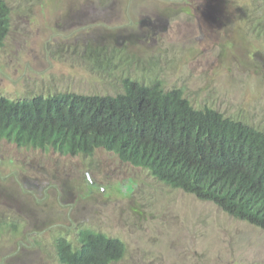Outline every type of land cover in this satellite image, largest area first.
Masks as SVG:
<instances>
[{
  "label": "rangeland",
  "instance_id": "374dc122",
  "mask_svg": "<svg viewBox=\"0 0 264 264\" xmlns=\"http://www.w3.org/2000/svg\"><path fill=\"white\" fill-rule=\"evenodd\" d=\"M5 2L0 96L115 95L124 78L159 81L264 131L262 0ZM79 228L124 243L110 264H264V230L112 152L0 139V264H61L55 240L75 244Z\"/></svg>",
  "mask_w": 264,
  "mask_h": 264
},
{
  "label": "trees",
  "instance_id": "16d2710c",
  "mask_svg": "<svg viewBox=\"0 0 264 264\" xmlns=\"http://www.w3.org/2000/svg\"><path fill=\"white\" fill-rule=\"evenodd\" d=\"M9 13L0 0V46ZM122 85L115 95L0 96V139L65 154L104 149L264 230V131L212 107L195 108L159 81L124 78ZM54 246L61 264H110L125 251L119 238L90 228L77 230L75 244L59 236Z\"/></svg>",
  "mask_w": 264,
  "mask_h": 264
}]
</instances>
